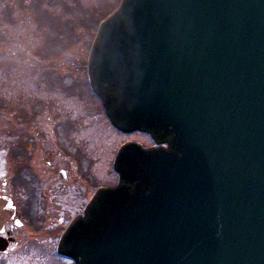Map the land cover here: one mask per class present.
I'll return each mask as SVG.
<instances>
[{"label":"water","instance_id":"1","mask_svg":"<svg viewBox=\"0 0 264 264\" xmlns=\"http://www.w3.org/2000/svg\"><path fill=\"white\" fill-rule=\"evenodd\" d=\"M85 67L112 125L155 146L123 139L115 183L97 189L117 185L84 197L59 253L264 264V0H122ZM14 214L0 198V229Z\"/></svg>","mask_w":264,"mask_h":264},{"label":"rangeland","instance_id":"2","mask_svg":"<svg viewBox=\"0 0 264 264\" xmlns=\"http://www.w3.org/2000/svg\"><path fill=\"white\" fill-rule=\"evenodd\" d=\"M118 4L0 0L1 190L10 188L14 167L8 145L15 147L13 140L25 133L42 137L40 151L30 156L42 183L17 169L11 195L27 223L14 224L21 240L12 255L0 254V264H69L57 252L59 232L82 210L84 197L115 183L113 152L123 139L153 144L147 134L118 131L88 83L85 65L97 21ZM19 107L33 120L22 124L26 115ZM24 152L15 153L22 154L19 158ZM62 170L65 182L59 178Z\"/></svg>","mask_w":264,"mask_h":264},{"label":"flooded vegetation","instance_id":"3","mask_svg":"<svg viewBox=\"0 0 264 264\" xmlns=\"http://www.w3.org/2000/svg\"><path fill=\"white\" fill-rule=\"evenodd\" d=\"M20 110H25L22 107H19ZM23 116L26 115L23 111ZM32 114V112H31ZM27 120H33V118L31 116H27L24 117V121L21 122L22 124L27 121ZM30 123V122H29ZM39 135H35L34 137H31L29 134H22L19 136V139L16 138L14 139V144L15 147L13 148L11 144L8 145L9 148V153L11 154V160H12V164L14 165L13 167V171L12 174L10 175V188L7 187V182L5 181V185L4 187H2L3 189H0V197L3 196H9L13 199L12 195H11V190L15 185L16 182V176H17V169H21L22 171H26V172H30L32 173V176H35V178L38 180L39 183H42V178L40 179V176L38 174V172L36 171V168L38 167V164L35 163L32 164V159L30 158V156H34L35 154H37V151H40V145L39 142L42 140V137H40ZM16 150H25L24 152V156L19 157V154L17 155L15 152ZM45 149L41 151L42 153H45ZM41 154H38L39 156H41ZM8 155V154H7ZM38 163L42 164V159H38ZM47 164H49V162H46ZM4 169V168H2ZM0 169V171L2 170ZM67 177V175H66ZM14 181V182H13ZM67 181L66 179L63 180V182ZM14 201V200H13ZM16 220H10L8 223L5 224L4 228H3V232L0 234L1 238H4L6 240H8V245H7V250L6 251H0V254H9L12 255L15 250L16 247L19 245L20 242V238H19V234H16V229H15V225H16ZM15 224V225H14ZM9 233H13V236H10Z\"/></svg>","mask_w":264,"mask_h":264},{"label":"trees","instance_id":"4","mask_svg":"<svg viewBox=\"0 0 264 264\" xmlns=\"http://www.w3.org/2000/svg\"><path fill=\"white\" fill-rule=\"evenodd\" d=\"M114 8H115V7H114ZM114 8H112L110 12H112V11L114 10ZM110 12H109V13H110ZM107 14H108V13H107ZM102 17H103V16H102ZM102 17L100 18V20L102 19ZM98 22H99V20L97 21V23H98Z\"/></svg>","mask_w":264,"mask_h":264}]
</instances>
